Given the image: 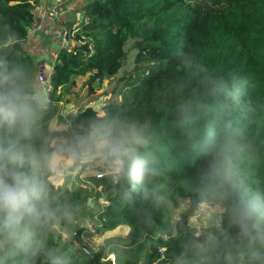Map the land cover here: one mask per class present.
Returning <instances> with one entry per match:
<instances>
[{"label":"trees","instance_id":"trees-1","mask_svg":"<svg viewBox=\"0 0 264 264\" xmlns=\"http://www.w3.org/2000/svg\"><path fill=\"white\" fill-rule=\"evenodd\" d=\"M40 2L0 0V82L11 76L39 112L34 143L80 154L81 137L101 125L139 137L124 145L119 173L89 177L107 201L89 214L96 231L127 225L129 233L93 247L77 228L67 264H263L250 259L228 217L234 202L258 194L264 203V0H90L80 9L88 20L75 32V47L58 52L44 104L36 96L38 63L23 45ZM129 42L134 72L114 87L116 97L101 111L86 107L68 129L49 131L61 89L78 76L90 74L91 85L116 75ZM56 138L63 141L53 144ZM132 158L146 175L133 174ZM217 185L225 195L211 193ZM49 197L59 218L36 229L43 247H17L0 233V264H49L62 233L89 209L80 187L50 180ZM183 199L188 207L173 222ZM204 202L224 212L219 228L198 237L189 219Z\"/></svg>","mask_w":264,"mask_h":264},{"label":"clouds","instance_id":"clouds-1","mask_svg":"<svg viewBox=\"0 0 264 264\" xmlns=\"http://www.w3.org/2000/svg\"><path fill=\"white\" fill-rule=\"evenodd\" d=\"M0 91V128L7 135L0 136V233L17 247L42 248L36 229L57 220L59 209L52 206L49 181L57 171V153L43 144L34 143V133L40 115L28 96L11 76L3 78ZM139 137L101 125L81 137V156L87 158L89 147L109 159L114 172L122 170L121 155L128 152L124 145ZM139 158H132L133 174L144 176L148 169ZM215 186L211 193L217 192ZM229 223L239 229L245 250L252 260H264V203L258 194L247 201L234 202L229 207ZM49 264H67L60 255L48 254Z\"/></svg>","mask_w":264,"mask_h":264},{"label":"rangeland","instance_id":"rangeland-1","mask_svg":"<svg viewBox=\"0 0 264 264\" xmlns=\"http://www.w3.org/2000/svg\"><path fill=\"white\" fill-rule=\"evenodd\" d=\"M56 5L60 7V4ZM82 13H80V11L77 13L78 17L76 22L74 23V26H76V24L79 22V15H81ZM38 34L41 35L44 40H46L45 42L47 44V47L49 42L48 36L44 37V33L41 31H39ZM131 44L132 42H129L127 44V59L125 60V63L121 70L116 75L110 78H106L102 82H95L91 85L87 84L90 74H86L85 76H78L76 77L74 84L61 89L63 93V101L58 115V124L69 125L72 118L88 106L101 111L102 107L107 102L116 97L115 94H113L114 87L118 86L120 82L121 84H124V80L122 77L130 72H134V57L136 51L131 50ZM28 52H30L34 56L35 60H38V58L49 56L48 47L47 49L43 48V50H40L39 53L37 51H33L32 49L28 50ZM48 69H50V66L46 65L45 71H47ZM39 87L40 89H38V95L42 97L40 103L44 104L47 102L46 99L48 96V92L44 89V86L42 84H40ZM58 140L63 141L62 138H56L53 141V144ZM82 151L83 148L81 152ZM56 165L57 171L52 174L51 181L56 185H62L66 188L72 189L74 187H80L81 189H83L87 195L86 206L89 209H87L86 215L80 221L75 222L73 227L69 231L62 233L61 242L59 246L54 249L55 255H60L68 260L70 254L77 246V243L74 239V233L76 232L77 228L85 229L83 231V238L93 247L99 246L106 238L115 236L124 237L129 233V226L120 225L113 230L105 231L101 234L96 231V227L94 226L95 218H91L89 216L90 213H94L98 208L107 203L102 188L95 187L89 181V177L100 174L116 173L113 171L109 159H105L102 155L97 154L95 149L90 146L89 155L87 158H84L80 154H57ZM188 204L189 201L187 199L178 201V203L173 208V222L177 221L180 213L188 207ZM223 212L224 208L220 204H210L207 202L199 204L189 219L190 229L194 231L195 235L198 237L209 236L214 228L220 227ZM1 249L2 244L0 240V250ZM110 257L112 259L114 258V256Z\"/></svg>","mask_w":264,"mask_h":264},{"label":"crops","instance_id":"crops-1","mask_svg":"<svg viewBox=\"0 0 264 264\" xmlns=\"http://www.w3.org/2000/svg\"><path fill=\"white\" fill-rule=\"evenodd\" d=\"M90 0H41L40 3L48 4V5H56L60 4V15L58 17H51L49 15H44L41 18L38 17L35 21V24L30 27L29 35L27 39L23 42V45L26 49L33 51H37L38 53L43 48H49V56L38 58L37 63L38 66L54 64L56 58L58 57V52L61 49V32L63 27H65V23L76 21L77 20V13L80 11L81 7L86 4ZM69 2V3H68ZM39 31L44 33V37L48 36V46L46 47V40H44L41 35H39ZM57 39V40H56ZM39 70H41L39 68ZM40 100L42 97L40 95H36ZM44 101V99H43Z\"/></svg>","mask_w":264,"mask_h":264},{"label":"built area","instance_id":"built-area-1","mask_svg":"<svg viewBox=\"0 0 264 264\" xmlns=\"http://www.w3.org/2000/svg\"><path fill=\"white\" fill-rule=\"evenodd\" d=\"M60 7L58 5H46L43 3H40L38 6L35 7L34 13L36 20L38 17H42L44 15H49L51 17H58L60 15ZM80 16L79 22L74 26L72 29L69 27H63V30L61 32V48L71 50L73 47H75V40L74 35L75 32L78 30L79 26L82 25V23H86L88 18L82 13ZM39 74H38V81L40 84L44 86V89L49 92L51 89V74L54 71V64L51 65L49 72L46 73V68L44 65L42 67L39 65Z\"/></svg>","mask_w":264,"mask_h":264},{"label":"water","instance_id":"water-1","mask_svg":"<svg viewBox=\"0 0 264 264\" xmlns=\"http://www.w3.org/2000/svg\"><path fill=\"white\" fill-rule=\"evenodd\" d=\"M68 127H69V125H67V124H58V118L57 117L53 118L49 123V131H51V132L66 130V129H68ZM114 258H115V256H114Z\"/></svg>","mask_w":264,"mask_h":264}]
</instances>
